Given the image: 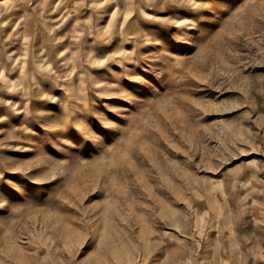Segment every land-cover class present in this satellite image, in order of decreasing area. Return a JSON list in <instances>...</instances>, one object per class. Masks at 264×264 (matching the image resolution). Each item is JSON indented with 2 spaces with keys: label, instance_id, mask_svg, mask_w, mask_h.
I'll return each instance as SVG.
<instances>
[{
  "label": "rangeland",
  "instance_id": "obj_1",
  "mask_svg": "<svg viewBox=\"0 0 264 264\" xmlns=\"http://www.w3.org/2000/svg\"><path fill=\"white\" fill-rule=\"evenodd\" d=\"M0 264H264V0H0Z\"/></svg>",
  "mask_w": 264,
  "mask_h": 264
}]
</instances>
